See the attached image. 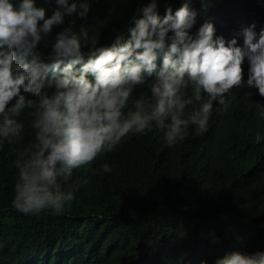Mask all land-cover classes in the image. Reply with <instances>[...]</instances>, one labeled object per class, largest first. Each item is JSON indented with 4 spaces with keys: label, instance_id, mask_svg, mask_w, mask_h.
I'll list each match as a JSON object with an SVG mask.
<instances>
[{
    "label": "trees",
    "instance_id": "16d2710c",
    "mask_svg": "<svg viewBox=\"0 0 264 264\" xmlns=\"http://www.w3.org/2000/svg\"><path fill=\"white\" fill-rule=\"evenodd\" d=\"M79 2L89 4L87 17L74 14L54 26L36 49L43 62H52L55 36L72 22L75 31L84 26L95 34L98 47L111 46L120 33L127 38L151 0ZM183 3L157 0L158 13L163 18L171 7L175 14ZM36 4L47 17L57 9L56 0ZM190 7L197 13L193 34L205 22L228 41L235 38L230 22L245 28L255 23L257 33L264 29V0H193ZM89 47L83 49L86 57ZM159 62L162 57L158 68ZM242 67L243 85L226 94V111L214 102L206 132L196 135L190 125L185 139L171 147L155 128L132 135L74 170L71 182L78 191L61 213L25 214L12 206L15 160L35 134L26 110L20 117L23 139L0 148V264H216L234 252H264L263 108L256 88L246 83L247 58ZM154 79L155 74L147 81ZM141 93L150 94L147 84L132 99ZM197 107L194 102L187 110ZM105 163L111 172L103 171Z\"/></svg>",
    "mask_w": 264,
    "mask_h": 264
},
{
    "label": "clouds",
    "instance_id": "9594fccd",
    "mask_svg": "<svg viewBox=\"0 0 264 264\" xmlns=\"http://www.w3.org/2000/svg\"><path fill=\"white\" fill-rule=\"evenodd\" d=\"M192 3L184 0L175 14L169 7L161 18L157 0H151L134 18L130 35L117 34L111 46L98 47L95 34L84 26L75 31L72 22L56 34L52 62L46 63L36 52L38 45L66 17H87L89 4L56 0L57 9L47 17L36 0H0V148L23 139L20 117L26 110L35 130L15 160L13 208L25 214L70 208L78 191L71 182L74 170L132 135L155 128L171 147L185 139L190 125L196 135L206 132L214 102L226 111V94L243 85L246 58V83L256 88L264 117V29L257 33L255 23L245 28L230 22L235 38L228 41L205 22L193 34L197 13ZM89 45L86 57L83 49ZM144 84L150 94L133 100ZM194 102L199 107L188 111ZM101 168L112 171L106 163ZM216 264H264V252H234Z\"/></svg>",
    "mask_w": 264,
    "mask_h": 264
},
{
    "label": "bare ground",
    "instance_id": "6f19581e",
    "mask_svg": "<svg viewBox=\"0 0 264 264\" xmlns=\"http://www.w3.org/2000/svg\"><path fill=\"white\" fill-rule=\"evenodd\" d=\"M233 21V20H232Z\"/></svg>",
    "mask_w": 264,
    "mask_h": 264
}]
</instances>
